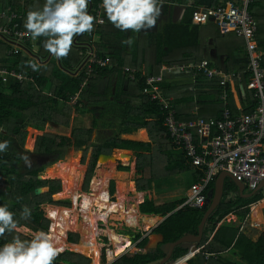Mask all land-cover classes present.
Here are the masks:
<instances>
[{
  "label": "trees",
  "instance_id": "16d2710c",
  "mask_svg": "<svg viewBox=\"0 0 264 264\" xmlns=\"http://www.w3.org/2000/svg\"><path fill=\"white\" fill-rule=\"evenodd\" d=\"M230 1L232 0H161L165 11L173 6L184 7L182 20L170 21L157 37L143 32L129 37L125 30L120 31L114 27L105 10V24L98 25L96 14L103 0H91L88 12L95 18L93 30L74 36L66 57L58 59L51 56L44 47L45 37H39L40 48L37 51V57L41 61H47L45 64L31 60L25 53L18 56L15 66L23 65L21 68L29 79L22 84L12 81L7 85L0 79V142H8V148L0 152V178H4L7 183L6 191L0 195V206L6 205L14 214L16 228L49 233L52 209L62 208L61 227L67 233L78 231V214H71L73 199L63 191L62 173L57 175L55 169L49 170L50 178L58 176L62 181L40 179L47 168L61 162L66 165V159L72 150L82 151L75 165L79 170H84L85 193L90 192L100 157L112 156L115 150L136 152L139 178L133 184H136L138 192H150L155 187L159 188L186 174H191V186L199 180L201 171L188 163L185 154L173 145L164 125V109L159 100L154 99L150 93L147 79L159 76L164 67L197 66L204 61L211 63L213 57L222 58L225 59L227 72L243 74L242 84L248 94L249 107L251 106V110L244 114L253 113L255 104L247 90L251 75L247 73L248 53L245 50V40L234 33L222 32L213 23L204 26L193 23L196 10L218 9ZM45 2L46 0H0V11L13 7L23 15L21 25L24 26L27 13L42 10ZM250 11L259 24L256 40L259 50L264 52V0H254ZM129 40L131 43H128ZM89 46H93L100 55L110 57L112 61L111 68L99 69L94 78H89L86 71L81 69ZM11 49L9 44L0 39V68L9 63L8 51ZM31 64H36L37 68L34 70ZM127 66L137 71L135 82H128L123 75V69ZM192 75L195 83L188 88L187 97L192 105L195 103L194 106L200 109L197 116L178 113L179 121L221 119L224 104L220 96L224 88L220 81L207 80L202 71ZM107 78L110 85L106 92L97 94V85ZM234 84L235 86H229V107L233 115L238 116L242 113L237 107L239 105L234 93L240 92V86L237 81ZM161 87L165 97L177 91L167 81ZM77 95L78 103L73 105L72 100ZM170 103L177 110L180 99L171 100ZM75 115H92V127L74 128L70 136L45 133L35 140L34 152L25 149L30 128L45 132L48 124L52 123L70 129ZM106 126L113 128L111 136L100 137L98 143L93 142L95 131ZM135 131L147 132L149 142L125 138ZM31 144L32 142L30 147ZM23 156L35 162L28 165L22 159ZM59 168L61 171L64 167ZM119 171L130 172L131 169L120 166ZM74 172L75 170L72 174ZM217 181L216 178L209 187L212 198ZM42 189L47 191L38 193ZM109 191L110 197L116 195L115 181H111ZM263 199L264 191L250 199H244L236 184L227 179L223 201L208 219L203 240L176 247L167 264H264V232L253 230L251 235H247L240 231V227L224 222L230 216L245 222L250 216L252 206ZM185 202L186 198L174 202L147 198L140 205L142 214L166 218L152 232L154 235L163 236V244H172L187 235L199 234L198 229L208 208H181ZM262 203L264 204V200ZM47 205L54 208L48 209L46 215L43 207ZM25 209L29 210L28 216L24 215ZM111 227L117 228V225L114 223ZM254 235H258L256 241L253 240ZM16 236L21 240L33 238L14 229L11 233L6 231L0 236V246L11 242ZM141 237V234L138 235L137 240ZM80 240V235L69 234V243L78 245ZM148 241V238L144 239L140 246L144 248ZM198 251L193 258L187 260ZM228 254L233 259H228ZM165 256L159 247L147 254L127 253L114 264H149ZM102 263L106 264L105 250ZM53 264H93V260L77 251L67 250L56 257Z\"/></svg>",
  "mask_w": 264,
  "mask_h": 264
},
{
  "label": "built area",
  "instance_id": "2783aa9c",
  "mask_svg": "<svg viewBox=\"0 0 264 264\" xmlns=\"http://www.w3.org/2000/svg\"><path fill=\"white\" fill-rule=\"evenodd\" d=\"M254 0H232L218 9L200 8L193 15L195 25L213 23L224 33H234L245 40L248 53L247 73L251 81L247 90L255 104L251 114L234 116L230 109L229 86L237 81L243 95L246 94L242 84V73H227L214 69L209 61L197 66L166 67L159 76L147 79V86L154 99L159 100L164 109V125L167 128L173 145L185 154L188 163L198 168L202 175L189 191L188 199L181 208L203 209L208 205L209 187L222 173H228L235 180L244 183L254 192L264 183V56L260 54L256 35L259 24L250 11ZM97 24H105L103 3L97 11ZM23 15L13 7L0 11V39L9 44L10 59H17L22 53L37 57L36 39H32L21 25ZM110 57H104L93 46L88 47L85 62L81 69L89 78H94L99 69L111 68ZM202 71L207 80H219L224 88L220 100L224 104L221 119L200 118L191 122L179 121L178 112L165 97L161 85L165 74H187ZM137 71L129 66L123 69V75L129 82L137 80ZM0 79L4 84L17 81L20 84L29 78L15 64L0 68ZM78 103V95L72 104ZM106 264H114L120 259L112 246L105 248Z\"/></svg>",
  "mask_w": 264,
  "mask_h": 264
},
{
  "label": "clouds",
  "instance_id": "9594fccd",
  "mask_svg": "<svg viewBox=\"0 0 264 264\" xmlns=\"http://www.w3.org/2000/svg\"><path fill=\"white\" fill-rule=\"evenodd\" d=\"M90 3L91 0H46L42 10L27 13L24 27L32 39L45 37L44 47L56 58L66 57L73 37L93 30L95 18L88 12ZM103 7L108 20L120 31L152 29L161 15V0H103ZM30 66L37 68L36 64ZM7 148V141L0 142V152ZM22 159L30 164L27 156ZM13 215L6 205L0 206V236L17 227ZM24 215H29L28 209ZM63 250L54 246L52 237L43 231L31 240L16 236L0 246V264H53Z\"/></svg>",
  "mask_w": 264,
  "mask_h": 264
},
{
  "label": "rangeland",
  "instance_id": "374dc122",
  "mask_svg": "<svg viewBox=\"0 0 264 264\" xmlns=\"http://www.w3.org/2000/svg\"><path fill=\"white\" fill-rule=\"evenodd\" d=\"M160 32H162V31H160ZM235 94L236 95L238 94L240 97L241 92H236ZM89 125L90 126L92 125V117L90 115H75L72 118V123H71L70 129L57 127V126H54L53 124L49 123L45 132L37 133V131L36 132L29 131V135H28V138L26 140L25 149L29 152H32L35 149V144H36L35 140H37V138L39 136H42V134L48 133V134H55V135L70 136L72 133V130L74 128L87 127ZM31 140L34 142L32 147H30V143H31L30 141ZM98 140H99V138H98ZM79 154L82 155V151L72 150L69 153L68 158L66 159V161H68L66 165L62 164L63 163L62 162V163L55 164V165L47 168L45 170V172H43V174H42L43 178L44 179H50V180H61L58 176L56 178H50L49 170L55 169L57 175H60L62 173L63 189H64L63 191L65 194H69L71 196L72 195L74 196V194H71V192H72V189L76 186V184H80V189H81V191H83L84 170H79L78 168H76L78 166L75 165V161H74V159H76L78 162ZM130 156H131V159H129L128 157H123V153H121V152L114 151L113 157L116 159V161H113L112 159L109 160V159L102 158V161L100 162V165L98 167V171L96 172V174L101 180H105V179L108 180V190L110 188L111 181H115L116 186H117L118 195H119L118 189L123 190L122 192H120V195H122V194L125 195L126 206H130V205H134V204H136L138 206L139 197H137L134 194V191H133L134 189H133V187H131L132 183L133 182L135 183V181L139 178L138 172L136 170L137 157H136V154H133L132 152H131ZM34 162L35 161L32 160V161H30V164H28V163H26V164L32 165ZM120 166L129 167L131 169V173L134 172L133 175L131 177H129L127 174L122 175V172L119 171ZM59 167H64V168H62V170L60 171ZM83 169H84V167H83ZM73 170H75L74 174H72ZM78 171L82 172L83 178L81 175H78V177L81 180L80 181L79 180L74 181L73 177L77 176ZM186 177H189V178H186ZM135 187H136V184H135ZM190 188H191V174H186V176H180V177H177L175 179H172V181H168L167 183L162 185L160 189H156V190L158 193H163V196L165 197L164 201L168 202V201L179 199L181 197L184 198L186 196V194L188 193ZM91 192H92V184H91L90 192L87 194H90ZM109 193H110V191H109ZM117 193H116V195H117ZM116 195L113 197L112 196L110 197L112 202L117 201ZM73 196H72V199H73ZM147 196H149V193ZM67 198H69V197H67ZM82 204L83 203L80 201V205H82ZM48 209L49 208L45 209L46 215H47ZM70 209H71V213L77 212V214H78L79 228H78L77 232H68L67 233V242H68L69 246L66 248V250L64 252H66L67 250L77 251V252H79L83 255H87L88 257L93 259L91 253H89V252H87V250H84L81 248L84 245L85 246L89 245L88 243H86L87 237H85V235L82 232V225L84 222V214L82 213V209L80 207H77L74 205V199H73V206ZM95 212H96V208L93 207L91 209V213L89 214L90 221H92L93 223L90 227V231H89L90 236L88 237V239H91V238L95 239V244H97L99 246V249H100V250H98L99 254H100V256H99L100 259L98 258L97 264H103L102 263V257H103V251L105 250V248L112 246V248L115 249L113 244L111 243L109 236L106 234V232H103L104 230L109 228V229L115 231L118 235H121V236L127 235V236L132 237L133 234H137L138 232H142L143 229H141L140 231H135V229H132L131 226L127 225L124 222L123 217H121L119 214H118L119 217H118V215L113 214L111 216V218L107 221V223L104 224L102 221L97 220V216L95 214H93ZM139 212H140V210H139ZM261 214L262 215H260V217L264 215L263 212H261ZM255 217H257V216L253 215V213H252L251 219L249 218L248 223L243 224L245 227L244 231H246L249 234L252 233L251 230H257L260 233L264 232V224L257 226L256 222H255V220H256ZM50 218H51V215H50ZM50 220H52V219H50ZM228 221H229V223H232L235 225L240 224L238 221H236V218H229ZM114 223L117 225V228L111 227V224H114ZM51 228H52V225H51ZM50 231H48L49 233H47V234L50 235V233H51ZM70 233L78 234L81 236V240H80V243L78 245H74V244L69 243L68 237H69ZM28 236L33 237L34 235L28 233ZM105 239H107L108 242H106ZM53 244H55V242H53ZM55 246H56V244H55ZM134 247H135V245H134ZM134 247L132 245V247L129 250L127 249V252L138 253L139 250H136ZM64 252L60 253L59 255L63 254ZM120 254H118V255L122 256V254L121 255ZM93 264H95L94 259H93Z\"/></svg>",
  "mask_w": 264,
  "mask_h": 264
},
{
  "label": "crops",
  "instance_id": "0c3cea01",
  "mask_svg": "<svg viewBox=\"0 0 264 264\" xmlns=\"http://www.w3.org/2000/svg\"><path fill=\"white\" fill-rule=\"evenodd\" d=\"M184 13H185V8L184 7H180V6H173L172 7V9H170V10H166L165 11V9H164V6H161V15H160V17H159V19L157 20V24H156V26L154 27V28H152V29H145V28H142L139 32H143V33H148V34H151V35H153L154 37H157L159 34H161L162 32H163V30H164V28H165V26L170 22V21H174V22H180L181 20H182V18H183V16H184ZM160 31H162V32H160ZM125 32H126V35L127 36H132L134 33L135 34H138L139 32H136V31H134L133 29H125ZM76 39L77 38H75V41H76ZM36 42H37V46H38V48H40V45H39V37L38 38H36ZM257 44H258V41H257ZM39 50V49H38ZM37 50V51H38ZM259 52H260V54H262V56H264V52H262V51H260L259 50V45H258V49H257ZM25 54H27V53H25ZM27 56L31 59V60H34L35 62H39V60L38 59H36L34 56H30L29 54H27ZM51 56H54V55H51ZM17 60L18 59H10V61H9V63L8 64H11V63H13V64H15V63H17ZM224 60L225 59H222V58H218V57H213L212 58V60H211V65H212V67L214 68V69H217V70H219V71H221V72H227L226 71V67H225V64H224ZM47 61H43V64H45ZM7 64V65H8ZM23 65H21V64H19V65H17L16 67H18L20 70H22V67ZM166 67H164L163 69H165ZM23 71V70H22ZM227 73H231V72H227ZM193 74V72H190V73H187V74H165V79H164V82L165 81H167L171 86H172V88H174V89H177V91H173L172 93H167L168 94V96H166V98L169 100V101H176L177 99H180V105H178L177 106V112L179 113V114H181V115H184V116H189V115H192V116H197V114H198V112H199V107H196V106H194V104L195 103H193V105H192V101H190L189 99H188V97H187V94L189 93V91H188V88L189 87H191L192 86V84H194L195 83V79L193 78V76L194 75H192ZM219 81V80H218ZM127 82H126V86H127ZM109 85H110V80L107 78V79H104V80H102L98 85H97V90H96V92H97V94H104L105 92H106V90H107V88L109 87ZM116 89V88H115ZM114 89V90H115ZM240 92H241V95H240V97H239V95L237 94L236 96H235V98H236V100H237V105H239V106H237V107H239V109L241 110V113L242 114H244V112H247V111H249V110H251V106L249 107V102H248V100H247V96H248V94H247V91H245L246 92V94L245 95H243V93H242V91H241V89H240ZM165 93V92H164ZM249 93V92H248ZM235 94V93H234ZM166 95V94H165ZM254 103V102H253ZM91 117H92V115H90ZM93 122H94V120H93V117H92V125H93ZM50 124H52V123H50ZM54 125V124H53ZM92 125L90 126H87V127H80V128H91L92 127ZM54 126H56V125H54ZM58 127V126H57ZM113 128L112 127H110V126H106V127H104V128H101V129H97L96 131H95V133H94V136H93V142H95V143H98V138L100 139V137H106V138H108L109 136H111V134L113 133ZM28 131H37V130H35V129H32V128H30ZM37 133H42V132H40V131H37ZM43 135V134H42ZM125 138H127V139H131V140H137V141H143V142H149V136H148V134H147V132H145V131H139V132H133V133H131L129 136H126ZM32 142V144H31V147L33 146V144H34V142L33 141H31ZM36 145V144H35ZM35 150V149H34ZM34 150L32 151V152H34ZM116 152H121V153H123V154H131V152L133 153V154H136V152H134V151H124V150H115ZM82 157V156H81ZM68 162V161H67ZM76 162H77V160L75 159V164H76ZM62 163V162H61ZM98 171V167H97V170H96V172ZM131 173V171L130 172H122V175H129ZM77 175H83L82 174V172H80V171H78V173H77ZM96 176V175H95ZM219 177V176H218ZM82 178H83V176H82ZM218 179V178H217ZM228 179H230V178H228ZM231 180V179H230ZM233 181V180H232ZM225 185H226V183H225ZM245 185V184H244ZM237 186V185H236ZM246 186V185H245ZM131 187H133V191H134V194L137 196V197H139L138 195H144L143 196V201L142 202H140L139 204H138V209L140 210V205L141 204H143L144 203V201L148 198L149 200H161V201H164L165 200V197L163 196V193H158L157 192V190L156 189H160L161 187H155L152 191H150V192H138L137 190H136V187H135V185L132 183V185H131ZM216 188H217V184H216ZM6 189H7V183H6V181H5V179L4 178H0V195H2L5 191H6ZM47 191V189H42V190H39L38 191V193H44V192H46ZM109 191V190H108ZM189 191H190V189H189ZM189 191H188V193L186 194V196L184 197V198H186V201H187V199H188V195H189ZM239 191H240V189H239ZM261 191H264V189H262ZM261 191H254V192H252V191H250L248 188H247V186H246V191H245V193L244 194H246V195H251V194H254L255 193V195H257L259 192H261ZM163 192V191H162ZM215 192H216V189H215ZM148 193H149V196H147L148 195ZM87 194V193H86ZM110 194V193H109ZM133 194V195H134ZM224 194H225V191H224ZM240 194H241V192H240ZM134 195V196H135ZM254 195V196H255ZM73 196V195H72ZM212 196V192H209V197H208V199L210 200V203H208V205L206 206L207 208L210 206V204H211V200H213V198L211 197ZM214 196H215V194H214ZM241 196H242V194H241ZM254 196H252V197H254ZM243 197V196H242ZM251 197V198H252ZM224 198V197H223ZM244 198V197H243ZM73 199H74V197H73ZM180 199H182V197L181 198H179V199H176V200H172V201H168V202H174V201H177V200H180ZM244 199H250V198H244ZM264 200V199H263ZM262 200V201H263ZM117 201H118V199H117ZM223 201V200H222ZM262 201H260L259 203H257L256 205H254V206H252V208H251V213H250V216L248 217V219L245 221V222H240L239 220H237V218L235 217V216H230V217H228L227 218V220H225L224 222H228L229 223V221H228V219L229 218H236V221H238L240 224H236V226H238V227H240L241 228V232H244L245 234H247V235H251V234H249V233H247L246 231H244L245 230V227H244V223H246L247 224V222L249 221V218L251 219V214L253 213V215H255V216H257V217H255V221L258 223V225H261V224H264V215L263 216H261L260 217V215H262L261 214V212H263L264 213V204L263 203H261ZM166 202V201H165ZM222 203V202H221ZM185 204V203H184ZM183 204V205H184ZM259 204V205H258ZM74 205H75V203H74ZM182 205V206H183ZM258 205V206H257ZM220 206V205H219ZM181 207V206H180ZM47 208H49V209H52V208H54V207H52V206H49V205H47V206H44L43 207V209H44V211H45V209H47ZM60 209H62V208H60ZM138 210V211H139ZM208 210V209H207ZM257 213H256V212ZM207 212V211H206ZM77 213V212H76ZM72 214V213H71ZM139 214L142 216V218H141V220H140V222H139V226H137L136 228L135 227H131L132 229H135V231H140L141 229H143L142 230V232H138L137 234H133L132 235V237H130V236H127V235H125L124 237H127L128 239H130V241H131V246L129 247V248H127L128 250L132 247V245H133V247H134V245H135V249L136 250H139L138 251V253H143V254H147V253H149V252H151V251H154V250H156V249H158L159 247L161 248V250H162V247H163V245H165V244H163V241H164V238H163V236L162 235H154V234H152V232H153V230H155L166 218H163V217H161V216H155V215H144V214H142L141 212H139ZM113 215V214H112ZM112 215H110L109 216V218H108V220L111 218V216ZM115 215H118V214H115ZM118 217H119V215H118ZM253 217V216H252ZM259 218V219H258ZM107 220V221H108ZM233 220V219H232ZM123 221V220H122ZM148 223H147V222ZM151 221H153L154 223L153 224H150V222ZM231 221V220H230ZM125 222V221H124ZM202 223V222H201ZM257 223H256V225H257ZM232 224V223H231ZM149 225V226H148ZM235 225V224H234ZM257 225V226H258ZM16 230H17V232H20V233H23V234H25V235H27L28 236V233H30V234H33V235H35L36 233L35 232H31L30 230H28V229H26V228H15ZM109 229V228H108ZM113 231V230H112ZM204 231V230H203ZM251 231H253V230H251ZM75 232H77V231H75ZM133 232V231H132ZM142 235V237H141V239H139V240H137V237H138V235ZM153 237H160V241L158 242V244L155 246V247H151V241H152V238ZM204 237V236H203ZM146 238H148L149 239V241H148V243H147V245L144 247V248H142L140 245L142 244V242H143V240L144 239H146ZM109 239V238H108ZM258 239V235H254L253 236V240H257ZM203 240V239H202ZM111 243L113 244V242L111 241ZM111 244V245H112ZM163 244V245H162ZM170 245V244H169ZM54 246H55V244H54ZM113 246H114V248L117 250V247H116V245H114L113 244ZM139 248V249H138ZM127 249H126V251H124L123 253H121L122 254V256H124L125 254H127V253H131V252H127ZM65 251V250H64ZM63 251V252H64ZM163 251V250H162ZM62 253V252H61ZM197 253H199V251L198 252H196L194 255H192L191 257H189L187 260H189V259H191V258H193ZM120 254V255H121ZM134 254H136V253H134ZM165 254V253H164ZM229 256H230V254H228ZM227 255V257H228V259H231L232 258V256H228ZM99 256H100V254L98 255V258H99ZM122 256H120V258L122 257ZM100 259V258H99ZM233 259V258H232ZM93 260V259H92ZM98 263V262H97Z\"/></svg>",
  "mask_w": 264,
  "mask_h": 264
},
{
  "label": "bare ground",
  "instance_id": "6f19581e",
  "mask_svg": "<svg viewBox=\"0 0 264 264\" xmlns=\"http://www.w3.org/2000/svg\"><path fill=\"white\" fill-rule=\"evenodd\" d=\"M107 159V158H104ZM116 161L115 158L112 159ZM102 159L100 160V162ZM114 170V169H113ZM134 171V170H133ZM134 172L130 173L128 176L131 177ZM75 180H81L78 175L73 177ZM92 192L90 194H86L80 189V184H76V186L72 189L71 194H74V203L75 206L80 207L82 209V213L84 214V222L82 225V232L87 237V242L89 245L82 246L81 248L87 250V252L91 253L92 258L94 259L95 264L98 262L99 255V246L95 244V239H88L90 236V227L92 225V221H90L89 214L91 213V209L93 207L96 208V212L93 213L97 216V220L102 221L104 224L107 223V220L112 214H119L123 217L125 223L131 227L139 226V222L142 216L139 214L138 206L136 204L126 206V197L124 194L120 195V192L123 190L118 189V201L116 203H111L110 194L108 191V180H101L97 174L92 181ZM80 201L83 203L80 205ZM143 201V195H139V201ZM71 211V209H70ZM51 221L52 228L50 236L52 237V242H55L56 247L66 248L69 246L67 242V232L66 229L61 227V209H52ZM147 222V221H146ZM148 223V222H147ZM154 222L151 221L150 224ZM149 226V225H148ZM103 232L109 236L110 240L116 245L117 250L115 249L116 255L120 254L123 251H126L127 248L131 246V241L127 237L118 235L115 231L111 229H106ZM160 241V237H153L151 241V247H154ZM63 250V251H64Z\"/></svg>",
  "mask_w": 264,
  "mask_h": 264
},
{
  "label": "water",
  "instance_id": "95a60500",
  "mask_svg": "<svg viewBox=\"0 0 264 264\" xmlns=\"http://www.w3.org/2000/svg\"><path fill=\"white\" fill-rule=\"evenodd\" d=\"M123 157H128L129 159H131L130 154H127V153L123 154ZM102 158H107V159L110 160V159H113L114 157H113V155L112 156L103 155V156L100 157V160ZM100 160H99V163H98V167L100 165ZM228 178L233 180V182L240 189V192H241V194H242V196L244 198H251L252 196L255 195V193L251 194V195L244 194L245 191H246V186L244 185V183L238 182L237 180H235L228 173L220 174L219 177H218V181H217V188H216L215 196H214L213 200H211V204L208 207V210L205 213L204 218L202 220V223H201V225H200V227L198 229L199 234L198 235H187V236L181 238L180 240H178V241H176V242H174V243H172L170 245L169 244L163 245L162 250H163V252L166 255L165 258H163L161 260H157V261L151 262L149 264H167L168 261L172 258L176 247H178V246H180L182 244H185V243H199V242L202 241L203 236H204V231L203 230L205 229V226H206V224L208 222V219L214 213V211L219 207V205L221 204V202L223 200L224 191H225V183H226V180ZM40 179H44L43 176H41ZM262 189H264V183L260 186L258 191H261ZM208 203H210V200H208Z\"/></svg>",
  "mask_w": 264,
  "mask_h": 264
}]
</instances>
